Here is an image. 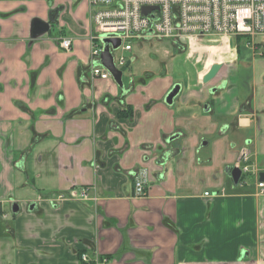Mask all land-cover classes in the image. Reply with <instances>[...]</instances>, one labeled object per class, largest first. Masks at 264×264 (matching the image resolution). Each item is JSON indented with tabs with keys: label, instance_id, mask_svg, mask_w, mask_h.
<instances>
[{
	"label": "crops",
	"instance_id": "1",
	"mask_svg": "<svg viewBox=\"0 0 264 264\" xmlns=\"http://www.w3.org/2000/svg\"><path fill=\"white\" fill-rule=\"evenodd\" d=\"M92 13L88 0H0V217L13 216L0 264H264V197L231 177L244 152L264 174V64L241 81L230 42L187 71L223 63L207 85L168 74L120 88L92 77ZM84 188L90 200L67 198Z\"/></svg>",
	"mask_w": 264,
	"mask_h": 264
},
{
	"label": "built area",
	"instance_id": "2",
	"mask_svg": "<svg viewBox=\"0 0 264 264\" xmlns=\"http://www.w3.org/2000/svg\"><path fill=\"white\" fill-rule=\"evenodd\" d=\"M93 10L92 21L95 34L91 37V56L101 61L104 52V40H120L121 46L112 50L114 63L118 69L130 60L127 56L115 57V52L133 51V43L139 38L173 40L183 45L196 46L202 41L238 42L247 38L254 53L257 47L254 40L264 37V0H88ZM147 9L144 13L143 10ZM186 40L184 44L182 41ZM71 39L61 41V48L69 51ZM111 46V44H110ZM112 48V46H111ZM92 76L107 81L111 78L108 70L99 65L93 66ZM243 176H252L256 194L264 197V181L257 168L249 164V155L242 154L236 167ZM146 172H140L135 178V193L147 194ZM239 184L248 185L246 178H240ZM91 190L84 188L73 192L67 198L80 201L91 199ZM95 193V189H94ZM210 193H206L209 196ZM64 200V195L58 197ZM96 200V198H93ZM81 260L89 263L87 255Z\"/></svg>",
	"mask_w": 264,
	"mask_h": 264
},
{
	"label": "rangeland",
	"instance_id": "3",
	"mask_svg": "<svg viewBox=\"0 0 264 264\" xmlns=\"http://www.w3.org/2000/svg\"><path fill=\"white\" fill-rule=\"evenodd\" d=\"M254 42L256 44L255 47L259 49L256 53H254L252 46L248 44L247 38L244 37L233 46L236 55L238 53V60L231 68L237 69L238 72L240 70V79L241 81H248L246 83L252 82V71L254 67L252 63L254 62V65L256 62L264 64V37H259ZM225 44H227L225 40L221 42L205 40L199 45L191 46L183 45L173 40L163 41L160 39L148 40L139 38L133 43V51L131 53H124L122 50H118L114 54L117 58L127 56L131 59V65L123 75L124 84H128L129 81L128 86L166 79L168 74L176 80L182 79L183 77L187 81V84H189L193 80L202 82V79H194L192 74H186L188 73L187 71L192 68V71L197 76V73L202 69L203 65L210 63L211 58L213 56L214 58L216 57L215 52L218 54V51L225 48ZM238 72H235L237 76ZM93 79L95 78L93 77ZM112 80H110V83H113ZM7 215L9 219L0 217V228H2V231L7 226H11V221L13 220L12 209H8Z\"/></svg>",
	"mask_w": 264,
	"mask_h": 264
},
{
	"label": "water",
	"instance_id": "4",
	"mask_svg": "<svg viewBox=\"0 0 264 264\" xmlns=\"http://www.w3.org/2000/svg\"><path fill=\"white\" fill-rule=\"evenodd\" d=\"M144 13L147 12V9L143 10ZM184 44L186 43V40L182 41ZM105 49L104 52L100 56L101 60V66L107 69L113 79V81L120 87H124L123 82V74L129 69L131 65V61H129L125 66L118 69L114 63V57L112 54V50H116L121 46L120 40L110 41L108 39L104 40ZM112 48H111V46ZM223 68V63H215L211 66L209 71L204 75L202 78L203 84L207 85L211 83L214 79H216ZM181 91V85L176 84L174 88L171 90V92L168 94L166 98V104L167 105H173L174 99L179 95ZM242 176V172L238 168H234L231 170V177L235 184H238L240 178ZM261 180L264 181V174H261ZM19 211V206L16 204L14 206L13 212L14 214Z\"/></svg>",
	"mask_w": 264,
	"mask_h": 264
},
{
	"label": "trees",
	"instance_id": "5",
	"mask_svg": "<svg viewBox=\"0 0 264 264\" xmlns=\"http://www.w3.org/2000/svg\"><path fill=\"white\" fill-rule=\"evenodd\" d=\"M240 39H241V38H240ZM240 39H238V41H239ZM110 97H111V96H110ZM111 99H112V97H111ZM118 116H119L120 118H131V117L133 116V113H132V111H131V108H130V107H127V108L123 109V111H120V112L118 113Z\"/></svg>",
	"mask_w": 264,
	"mask_h": 264
}]
</instances>
